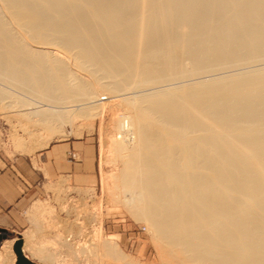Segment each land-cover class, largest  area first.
Here are the masks:
<instances>
[{
  "label": "bare ground",
  "instance_id": "obj_1",
  "mask_svg": "<svg viewBox=\"0 0 264 264\" xmlns=\"http://www.w3.org/2000/svg\"><path fill=\"white\" fill-rule=\"evenodd\" d=\"M5 98L42 147L126 101L116 192L164 264H264V0H0Z\"/></svg>",
  "mask_w": 264,
  "mask_h": 264
},
{
  "label": "rangeland",
  "instance_id": "obj_2",
  "mask_svg": "<svg viewBox=\"0 0 264 264\" xmlns=\"http://www.w3.org/2000/svg\"><path fill=\"white\" fill-rule=\"evenodd\" d=\"M85 76L102 96L106 94L89 73ZM120 99H106L109 100L106 107L94 118L76 117L70 125L73 131L68 136L54 138L45 147L40 146L42 136H29L21 130L23 123L27 126L28 122L7 107L8 98L3 102L0 100V165L36 156L54 142L82 138L94 142L98 163V179L93 186H75L65 180L54 182L22 210L18 227L14 230L5 228L8 236L0 242V264H16L13 247L18 238L23 239L24 253L33 264H49L41 260L44 255L60 258L61 264H89V250L95 238H112L117 242L126 256L122 262L113 260L114 264H164L147 222L136 219L121 196H117L116 181L122 160L114 148L119 135L114 121L132 113L128 103ZM77 131L81 133L78 135ZM5 242L11 244V252L2 250Z\"/></svg>",
  "mask_w": 264,
  "mask_h": 264
},
{
  "label": "crops",
  "instance_id": "obj_3",
  "mask_svg": "<svg viewBox=\"0 0 264 264\" xmlns=\"http://www.w3.org/2000/svg\"><path fill=\"white\" fill-rule=\"evenodd\" d=\"M97 179L96 146L89 138L54 142L36 156L0 165V227H18L22 210L54 182L90 187Z\"/></svg>",
  "mask_w": 264,
  "mask_h": 264
},
{
  "label": "water",
  "instance_id": "obj_4",
  "mask_svg": "<svg viewBox=\"0 0 264 264\" xmlns=\"http://www.w3.org/2000/svg\"><path fill=\"white\" fill-rule=\"evenodd\" d=\"M7 230L5 228L0 227V241L2 239H4L7 236ZM21 246H22V239L19 238L16 242H15V246L14 249L17 253L18 256V264H32V262L30 260H28V258L24 257L22 250H21Z\"/></svg>",
  "mask_w": 264,
  "mask_h": 264
}]
</instances>
